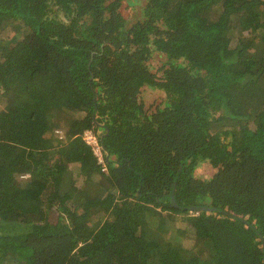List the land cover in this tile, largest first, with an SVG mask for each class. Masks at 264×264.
<instances>
[{"label": "trees", "instance_id": "1", "mask_svg": "<svg viewBox=\"0 0 264 264\" xmlns=\"http://www.w3.org/2000/svg\"><path fill=\"white\" fill-rule=\"evenodd\" d=\"M7 28L0 264H264V0H0Z\"/></svg>", "mask_w": 264, "mask_h": 264}, {"label": "built area", "instance_id": "2", "mask_svg": "<svg viewBox=\"0 0 264 264\" xmlns=\"http://www.w3.org/2000/svg\"><path fill=\"white\" fill-rule=\"evenodd\" d=\"M83 137L87 141V143H89L93 146L94 154L98 158V161L102 166V170L106 171L108 169V167H107L105 160H104L102 145L100 144L94 130L93 129H87L84 132Z\"/></svg>", "mask_w": 264, "mask_h": 264}, {"label": "rangeland", "instance_id": "3", "mask_svg": "<svg viewBox=\"0 0 264 264\" xmlns=\"http://www.w3.org/2000/svg\"><path fill=\"white\" fill-rule=\"evenodd\" d=\"M134 13H135V12H134ZM15 34H16L15 30H12L11 28H7V29H5V30L1 33V36H0V37H1V38H4L5 40H10V41H11L12 39H14ZM17 37L20 38V39L23 38V36H22L21 34H19ZM194 54H195L198 58L201 57V56H200V53L197 52V51H195ZM207 164H208L207 162H205V164H202L200 170H202V172H205L206 174H211V172H212V168H210Z\"/></svg>", "mask_w": 264, "mask_h": 264}, {"label": "water", "instance_id": "4", "mask_svg": "<svg viewBox=\"0 0 264 264\" xmlns=\"http://www.w3.org/2000/svg\"><path fill=\"white\" fill-rule=\"evenodd\" d=\"M94 118H96L95 115H94ZM192 208L195 209V210H196V209H200V208L204 209V207H200V208H199V207H197V206H193ZM261 238H262V240L264 241V237L262 236Z\"/></svg>", "mask_w": 264, "mask_h": 264}]
</instances>
